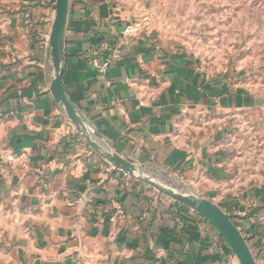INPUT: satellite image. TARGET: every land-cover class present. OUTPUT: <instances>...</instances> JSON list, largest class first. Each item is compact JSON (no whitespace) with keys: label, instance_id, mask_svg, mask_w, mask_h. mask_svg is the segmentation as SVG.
Returning a JSON list of instances; mask_svg holds the SVG:
<instances>
[{"label":"crops","instance_id":"0c3cea01","mask_svg":"<svg viewBox=\"0 0 264 264\" xmlns=\"http://www.w3.org/2000/svg\"><path fill=\"white\" fill-rule=\"evenodd\" d=\"M56 2L0 0V189L51 212L37 264H228L227 245L211 224L116 170L55 101ZM136 5L70 0L63 86L105 149L146 168H176L186 161L175 143L177 118L243 108L250 99L149 31L126 37L125 26L140 14ZM256 219L248 222L250 237Z\"/></svg>","mask_w":264,"mask_h":264},{"label":"rangeland","instance_id":"374dc122","mask_svg":"<svg viewBox=\"0 0 264 264\" xmlns=\"http://www.w3.org/2000/svg\"><path fill=\"white\" fill-rule=\"evenodd\" d=\"M134 1L137 19H147L158 42L199 58L213 78L250 99L243 108L177 118L175 143L186 153L185 163L147 167L145 175L221 207L248 239L257 264H264V0ZM253 217L257 230L250 237ZM49 221L51 212L0 189V264H37L49 241ZM224 247L228 264H240Z\"/></svg>","mask_w":264,"mask_h":264},{"label":"water","instance_id":"95a60500","mask_svg":"<svg viewBox=\"0 0 264 264\" xmlns=\"http://www.w3.org/2000/svg\"><path fill=\"white\" fill-rule=\"evenodd\" d=\"M70 0H57L56 16L53 22L50 43L51 58L54 68V79L51 84V92L55 101L60 104L69 120L82 134L89 147L116 170L137 179L138 181L155 189L165 197L184 205L194 211L205 221L211 224L226 241L240 264H257L255 257L239 228L233 222V217L212 201L194 194H185L176 189L165 186L151 176L145 175L146 167L137 165L132 160L113 153L100 145L93 136L101 138L99 134L92 135L79 117L76 108L69 100L63 86V63L65 60V34L68 21Z\"/></svg>","mask_w":264,"mask_h":264},{"label":"built area","instance_id":"2783aa9c","mask_svg":"<svg viewBox=\"0 0 264 264\" xmlns=\"http://www.w3.org/2000/svg\"><path fill=\"white\" fill-rule=\"evenodd\" d=\"M148 30H149V25L147 19L145 20L136 19L125 26L124 35L128 38H133L139 36L144 32H147ZM109 65H110L109 62H105L103 65L99 66V69L102 71V73H106L109 68ZM122 214L123 213L121 208L118 207L117 215H122ZM115 219L116 218H114L113 221H115Z\"/></svg>","mask_w":264,"mask_h":264},{"label":"trees","instance_id":"16d2710c","mask_svg":"<svg viewBox=\"0 0 264 264\" xmlns=\"http://www.w3.org/2000/svg\"><path fill=\"white\" fill-rule=\"evenodd\" d=\"M222 237V236H221ZM223 239V238H222ZM245 239H246V241H247V243L249 244V241H248V239L245 237ZM224 240V239H223ZM225 241V240H224ZM225 243H226V241H225ZM226 245H227V243H226ZM250 247V246H249Z\"/></svg>","mask_w":264,"mask_h":264}]
</instances>
